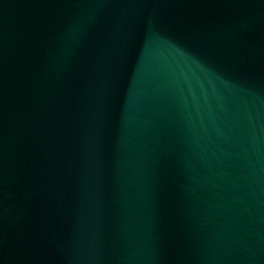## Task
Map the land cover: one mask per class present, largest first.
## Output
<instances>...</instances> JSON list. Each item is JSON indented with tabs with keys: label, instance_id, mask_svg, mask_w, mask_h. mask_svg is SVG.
I'll list each match as a JSON object with an SVG mask.
<instances>
[{
	"label": "water",
	"instance_id": "water-1",
	"mask_svg": "<svg viewBox=\"0 0 264 264\" xmlns=\"http://www.w3.org/2000/svg\"><path fill=\"white\" fill-rule=\"evenodd\" d=\"M0 264H264V0H0Z\"/></svg>",
	"mask_w": 264,
	"mask_h": 264
}]
</instances>
